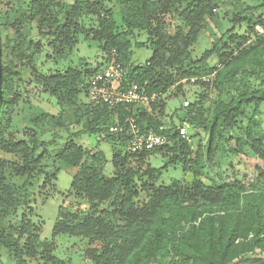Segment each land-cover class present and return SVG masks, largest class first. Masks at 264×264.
I'll return each instance as SVG.
<instances>
[{"label": "trees", "instance_id": "obj_1", "mask_svg": "<svg viewBox=\"0 0 264 264\" xmlns=\"http://www.w3.org/2000/svg\"><path fill=\"white\" fill-rule=\"evenodd\" d=\"M11 1L0 0V246L16 264H25L26 257L65 264L55 254L54 241L42 239L41 227L28 217L36 201L34 189L57 179L46 164L53 155L56 162L73 167L67 198H79L59 207L53 235L88 240L92 264H253L264 259V168L258 166V175L251 178L231 176L229 168L210 183L202 178L209 164L221 167L229 156L264 161V38L248 43L255 26L264 25V0L258 6L235 1L233 27L199 58L192 49L208 19L215 18L217 0H28L29 12L22 11L19 20L17 9L6 7ZM25 1L17 0L16 6ZM104 2L114 3L117 12ZM89 17L95 22L88 24ZM28 21L37 22V31ZM243 23L246 33L236 32L234 27ZM170 24H175L174 32L167 31ZM11 28L14 38L3 39ZM140 33L148 34L153 53L144 64H134L133 48L144 44L135 41ZM80 36L115 52L117 62L131 67L128 79L148 82V90L159 98L142 108L82 103L93 74L87 63L69 62ZM40 56V65H33ZM213 56L216 65L210 62ZM50 64L54 67L46 68ZM26 67L31 69L28 79L22 76ZM214 72L212 82L203 80ZM193 78L217 90L206 117L203 102L183 103L180 125L188 121L189 130H199L191 139L203 137L196 151L188 136L177 131L180 125L165 118L164 99L177 96ZM31 84L54 97L60 110L35 113L27 119L23 137L11 136L12 116L23 88ZM129 110L143 127L163 125L169 143L130 152L126 137L109 131ZM50 130L53 137L46 139ZM83 133L112 144L111 176L104 173V151L75 141ZM61 138L65 141L56 145ZM157 153L168 158L165 167L182 163L194 178L159 184L161 168L143 166ZM141 193L144 198L138 200ZM20 209L28 212L7 223Z\"/></svg>", "mask_w": 264, "mask_h": 264}, {"label": "rangeland", "instance_id": "obj_2", "mask_svg": "<svg viewBox=\"0 0 264 264\" xmlns=\"http://www.w3.org/2000/svg\"><path fill=\"white\" fill-rule=\"evenodd\" d=\"M68 2H72L73 0H65ZM235 1H241L245 4L251 6H258L263 2V0H217L220 6L217 8V13L214 19L206 22V28H204L199 36L198 42L193 46V56L195 58H199L203 55L204 51L207 49H211L213 47V43L216 39L221 37L226 30H230L233 27L232 18L234 14L237 12L235 9ZM17 0H12L6 7H11L17 9L16 11V19H20L21 12H29V4L28 0L22 4V7L16 6ZM106 8H112L115 12H117V8L112 2H104L103 3ZM264 12V8L262 10ZM94 19L91 17L88 18L87 23H94ZM27 24L34 30L37 31V22L28 21ZM236 32L243 34L246 33V25L245 23L241 25H237L234 27ZM167 31L174 32L175 24H170L166 26ZM6 38H14V33L12 28L6 32L3 36V39ZM148 34L140 33L137 35L135 41L143 42L144 44L140 47L133 48L132 61L134 64H144L151 56L152 50L148 46ZM223 40H228V35L223 38ZM45 42V52L48 49ZM113 51L105 50L103 43H100L93 39H85L84 36H80L79 43L77 48L74 51V54L71 56L70 63L73 65L84 66L86 63L89 66L90 76L95 74L97 71L103 69L111 59L114 54ZM43 61V58L40 56L35 58L33 65H40V62ZM212 65L217 64L216 58L213 56L210 60ZM32 67V65H31ZM54 67L52 64L47 66L46 68ZM31 69L30 67H26L22 69V76L25 79L30 77ZM89 76V77H90ZM217 98V90H215L211 86H205L201 83L196 84L192 82L190 84H185L184 89L177 96L168 94L164 99L167 102L166 106V119H173L175 124L180 125L179 118L185 115V109L183 107V103L188 101L189 103L195 102H203L205 107V117L208 113V108H210L213 100ZM82 103H88L89 97L88 92L85 91L81 95ZM185 104V103H184ZM142 108V106H139ZM145 107V106H143ZM138 108V107H137ZM150 108V107H149ZM263 114H261L260 119L263 121L264 128V107ZM147 109V108H146ZM60 110V106L56 99L50 95L44 94L38 87H35L33 84L26 85L23 88L22 99L17 105L16 113L12 116L10 133L11 136L14 137H23V128L26 124L28 118H30L35 113L39 112H50L52 114H57ZM253 107L248 109V115L252 113ZM171 118V119H170ZM165 119V120H166ZM247 122V118H244L243 123ZM177 126V127H178ZM77 128L71 129L75 130ZM79 129V128H78ZM195 132H199V130L191 129L189 130L188 140L193 142V149L196 151L197 144L199 139L202 137L196 136L191 139V135ZM54 130H50L46 133L45 138L50 139L53 137ZM75 141L88 149L98 148L105 152L107 156V163L104 168V173L106 176H111L114 172V166L112 164L113 157V146L112 144L102 141L98 143V136L89 133H83L81 136L75 137ZM203 138V137H202ZM65 139L61 138L57 141L59 145L64 142ZM55 146H53V149ZM122 147H120L121 149ZM123 149V148H122ZM229 149V148H228ZM220 153V152H219ZM194 156V155H193ZM220 156V155H219ZM9 159H14L12 156L8 157ZM146 164H150L155 168H161L162 172L158 179V183L168 185L173 181L180 180L182 182H190L194 178L193 171L189 169L185 170L183 168L182 163H178L177 165H168L165 167L166 162L168 160L167 157L163 156L161 153L154 154L152 156H148L146 159ZM149 161V162H148ZM55 162V163H54ZM223 165L220 166H212L209 164L207 170L209 171L208 175L204 174L202 178L205 182L210 183V178L212 177H220L222 170H227V173L231 176L234 175L237 178L244 177H256L258 175V166L264 168V161L260 158H247V157H231L229 156L223 159ZM231 162L234 166H231ZM46 164H48L49 174H53L56 172L57 179L54 181V184H48L45 187H36L35 190V199L36 200L32 204V213L28 214L33 222L41 227V237L42 239H46L48 241H54L56 245L55 254L58 258L65 261V264H92L91 260L87 256V248H88V240L81 239L74 236H69L67 234H58L56 236L53 235V225L58 216V211L60 206H65V204L73 205L76 202H79V198L75 196H71V198H67L70 193L68 190L71 187V182L73 178V167H70L65 164H61L55 161L54 155L49 159H46ZM59 167V170H58ZM220 167V168H219ZM42 185V181L39 183ZM144 193H141L140 198L138 200H142L144 198ZM75 198V199H74ZM78 200V201H77ZM73 201V202H71ZM82 202V201H81ZM139 202V201H138ZM85 203V202H82ZM23 212H28L27 209H20L19 213L15 217L10 218L7 223H14L18 221ZM0 264H16V260L12 253L0 246ZM25 264H43V262L37 258L26 257Z\"/></svg>", "mask_w": 264, "mask_h": 264}, {"label": "built area", "instance_id": "obj_3", "mask_svg": "<svg viewBox=\"0 0 264 264\" xmlns=\"http://www.w3.org/2000/svg\"><path fill=\"white\" fill-rule=\"evenodd\" d=\"M264 38V25L255 26L253 35L248 43L255 42L258 38ZM114 56L103 69L97 71L90 79L88 85L89 102L95 106H104L115 108L118 105L145 106L155 102L159 98L157 92L148 90V82L138 83L129 80L131 67L117 62ZM215 73L204 77L203 80L212 82ZM195 82V79H191ZM176 85L172 87L175 89ZM185 105L189 102L185 101ZM191 123L183 122L177 131L182 136H187ZM110 132L123 135L127 139V149L130 152H140L144 150H153L169 143L170 135L163 125L159 127H143L135 114L130 112L120 122L112 125Z\"/></svg>", "mask_w": 264, "mask_h": 264}, {"label": "water", "instance_id": "obj_4", "mask_svg": "<svg viewBox=\"0 0 264 264\" xmlns=\"http://www.w3.org/2000/svg\"><path fill=\"white\" fill-rule=\"evenodd\" d=\"M253 264H264V259H262V260H260V261H258V262H255V263H253Z\"/></svg>", "mask_w": 264, "mask_h": 264}]
</instances>
